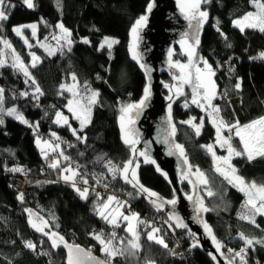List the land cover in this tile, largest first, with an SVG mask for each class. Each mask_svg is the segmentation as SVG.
Here are the masks:
<instances>
[{
	"label": "trees",
	"instance_id": "trees-1",
	"mask_svg": "<svg viewBox=\"0 0 264 264\" xmlns=\"http://www.w3.org/2000/svg\"><path fill=\"white\" fill-rule=\"evenodd\" d=\"M152 1L33 0V7L29 8L24 0H4L7 19H0V59L4 55L6 59L0 64L3 90L0 94L3 121L0 123V264H67L65 244L83 246L112 264H264V244L246 243L248 236L263 238L264 217L252 215L245 195L213 169V155L206 144L214 140L215 128L208 121L207 108L201 110L191 102L192 84L188 83L171 104L173 139L182 146L190 169H199L207 184L197 186L189 173L179 172L182 162L168 167L170 171L154 162H140L137 180L125 179L121 173L127 162H134L135 155L132 145L121 137L119 116L141 98L146 85L144 69L129 55V35L132 25L146 13ZM249 1L200 0L207 18L192 55L195 64L204 59L214 70L218 97L212 104L219 108L218 117L223 125L228 126L224 134L240 153L243 143L230 126L264 117V57L261 56L264 31L254 28L242 31L233 26V20L250 8ZM260 1L264 4V0ZM31 22L36 23L38 38L53 47L60 22L70 31L71 44L69 40H61L53 54L38 44L28 46L13 32V27ZM81 37H87L88 42ZM104 37H114L117 42L110 48L101 46ZM8 50H13L20 61H29V50L38 61L27 65L24 74L14 66ZM173 59L187 61L178 45ZM163 74L169 76V69ZM72 75L81 86L98 93L90 121L83 127L65 108L70 93L61 90V84ZM195 82L192 75V83ZM220 94L226 102L219 99ZM234 98H239L240 116L231 103ZM10 110L14 113L10 114ZM59 110L68 114V122L63 125L54 120ZM17 115H23L28 124L17 120ZM198 123H201L199 134ZM34 130L41 139H50V145L51 140L61 144L60 158L73 161L89 181L101 174L110 178L120 197L131 203L130 211L139 213L138 248L132 247V238L123 223L109 225L98 215V206L111 195L88 190L86 198L82 197L69 180L58 181L63 164L56 163L55 167L51 165L41 171L43 156L35 144ZM215 149L217 153L224 152ZM232 162L245 181L264 185V158L248 161L241 153ZM13 174L25 180L20 192L8 185ZM194 188L202 194L207 209L204 220L220 244L219 250L205 236L222 261L195 239L194 232L170 221L167 206L172 205L174 213L178 212L193 200ZM205 189L213 194L207 197ZM173 200L175 204L169 203ZM116 201L127 207L125 201ZM29 210L45 220L46 232H55L59 238L63 237V242L57 241L53 246L48 235L33 227ZM146 216H152L155 223L145 226ZM157 225L164 227L165 233H158L167 247L146 236L151 226ZM96 234L108 235L111 250L117 254L102 251L103 245L95 239ZM29 243L34 248L27 247ZM175 244L190 250L188 256H172L170 252Z\"/></svg>",
	"mask_w": 264,
	"mask_h": 264
},
{
	"label": "rangeland",
	"instance_id": "rangeland-1",
	"mask_svg": "<svg viewBox=\"0 0 264 264\" xmlns=\"http://www.w3.org/2000/svg\"><path fill=\"white\" fill-rule=\"evenodd\" d=\"M31 2L33 4V0H31ZM152 2L150 3L152 5L151 10H149V8H147L146 13L142 15V16H147L146 23L142 27L138 28V30H137V38L135 40V53H136L138 59L133 58L134 40H133L132 29H133V26L136 24V21L140 17L132 25L131 30H130V35H129V44H128L129 55L134 60L139 61L140 66L144 65V67H142V68L144 69V72L146 74V85H145L143 94H142L141 98L138 101H136L133 105L139 104L141 100H144V102L146 101L147 103H149L150 96L153 93L152 86H154V85H153L152 81L150 80L149 72H148V68H147V63H145L142 60V54H141L140 48H139V46L141 44V35L143 34L144 30H146L149 27V25L151 24V21H152L151 15L153 14V11H154V3H152ZM193 2H195V0H172L174 10L176 11L177 14H179V19H176L175 21L171 22V29L173 32V36H172L171 41L169 42V44H170L169 49L163 55V59H162L164 65L169 69L170 75L167 76V75L162 73L159 75L158 80H159L160 85L162 86L161 91H160V95H161L162 101L164 102V107H163L164 116H165V126H163L164 135L167 136L166 138L168 140V144L170 145L171 149L180 157V161L183 164L185 163L184 166L179 165V172L181 171V173H186V172L189 173L194 178V180L196 181L195 183L198 186V185L203 184L200 182V180L202 178L199 176V173H201V172L197 173V171H192L190 169L191 168L190 165H188L189 163L186 161V158L184 156V152H183V155H181L180 149H178L176 147V145H180V144L177 143L173 139V124H172V119H171V104H172L173 100L183 92L186 85L188 84V83H183V81L177 79V77H180L182 74L186 75L188 73H191V76L192 75L196 76V70L198 68L192 59V55H193V53L196 49V46L198 44L197 40L199 41L202 25L204 24V22L206 20V19L200 17L198 15V13L199 12H206V11L200 7V0H199V8L198 9L186 8L185 11H181V5L182 4L186 6V5L191 4ZM24 3H25V0H24ZM260 4H262L260 0H250L248 3L250 8L247 10V12L243 16H241L239 18H235L233 20V26L240 29V30H241V28H243V29L253 28V27H249L248 25L252 24V23H259V17L261 16L262 13H264V9H261L258 7ZM25 5L27 6L26 3H25ZM191 13H197L195 18H192V19L188 18ZM249 13H251L252 15L250 17H248L247 20H245V17L248 16ZM181 19H184V21L186 23L185 31H183V29L182 30L179 29V27H176L177 29L175 28V26L178 24V22ZM201 21H203V22H201ZM235 21H240V24L239 25L236 24ZM58 25H61V23L59 22L57 24V27H58ZM32 26H35V28L33 29ZM17 28L20 29L19 33H17V31H15V29H17ZM64 29H66V28L64 27ZM254 29L260 30L259 27L254 28ZM66 30H67V32H64L61 30L60 27H58V33L53 38V40L55 42V46L53 47L51 44H49L44 39L38 38L37 26H36L35 22L23 23V24L15 25L13 27V32L15 34H17L18 36H20L28 46H31L33 44H38L39 46L44 48L48 54H53L55 52V50H56L55 47L57 44H60L61 40H65V41L70 40V35H69L70 31L68 29H66ZM106 39L109 42L113 41V40L116 41V38H114V37H104L101 40V46L103 45V46L108 47L107 43H105ZM81 40L84 42H88L87 37H81ZM3 43L5 44V43H7V41L4 40ZM175 45L179 46L181 53L186 56L187 61H183L182 59H177V60L173 59V55L175 52ZM7 52L8 53L10 52V57H11L12 63H14V66H16L18 68V70H20L22 73L25 72V69H26V71H28L29 65H32L38 61V58L35 56V54H33L29 50H28L29 61H27V60L20 61L19 58L17 57L16 53H14L13 50H8ZM170 52H171V56H169ZM34 57L37 59H34ZM8 58H9V55H8ZM4 62H6L5 55L3 56L2 59H0V64H3ZM204 62H207V61L205 60ZM177 64L186 66L184 69V73L181 72V69L179 67H176ZM207 64L210 66V64L208 62H207ZM199 69L201 70L202 77L205 80H208L209 79V76H208L209 70L205 68V65L203 68H199ZM210 70H211V73H213V75H211V77H210V81H211V83H214V85H215V97L213 98V99H215L216 97H218V93H217L216 82L214 79V70L212 69L211 66H210ZM62 85L64 87H62ZM181 85H182V87H181ZM70 88L72 89L71 91H69ZM145 89H148L150 92V95H148L147 99H145ZM177 89H180L179 93L177 92ZM61 90L70 93V96L68 97L67 104L65 106L66 110L73 117L78 119L80 121V123L84 122V125H86L90 121L92 108H93L94 104L96 103L97 96L95 97L94 103H90V101L92 100L93 93H97V91L95 89L90 88V87L81 86L76 79L73 80V75L70 77L69 80L64 81L61 84ZM219 96L221 97L222 94H220ZM202 97H203V90H201L200 96L198 97V99L200 100V104H203L204 106L203 107L200 106V107H201V110H203V109L205 110V108H207L206 114H208L207 115L208 121L215 128L214 140L206 144L207 149H208V146L212 147V151H210L212 153V155H213V153H215V156H213V169L215 170L216 173L222 175V177H224L228 183H229V180H231L232 183H229V184H231V186H233L237 191H239L245 195L246 204L248 205L249 211L252 215L256 213V215H262L264 217V212H257V211H255V209L252 207L251 204H248V200L250 198L249 194H251V199L253 200V203L256 205V207L260 206L261 193H260L259 189L264 188V185H259V184H255L252 182L245 181L238 174V172L236 171V168L232 162L233 157H235L236 155L233 154V155H231V157H229L228 145H224L223 147L221 146V143L223 142V140H228L229 144H230L229 137H227L223 132L228 127L221 125L220 124L221 120L218 117V114L212 111V108H214L216 106V105L212 104L213 99L211 102L212 107H208L207 102L204 101L202 99ZM223 98H225V97L223 96ZM192 100H193V95L191 98V102H192ZM69 101H72V104H71V108L73 109L72 111H69ZM231 103L234 107V110L238 114V116H240L241 113H240L239 98L232 99ZM143 106L140 108H133L131 110L124 109L123 113L120 114V116H119L120 133H121V137L123 138V140H124L125 136L127 135L128 139L136 141L134 147L131 144L132 148H133L134 155H135L134 162H132L131 165L129 166L127 173L124 172V166L126 164H128V162L121 169L122 175L124 177L127 175L128 179H130V180H132V179L137 180L136 169H137L140 162H154L155 164L157 163V159L155 156L156 154L152 155V153H151L152 151L149 149L151 146L149 138L148 139L146 137L144 138L141 135V133L137 129H135V126H134L136 119H137V115L143 109ZM57 113L62 114L60 117L59 123H57V119H58ZM209 113H211V115H209ZM21 116H23V115H21ZM65 117L67 118V122H68V114L65 113L63 110H59L56 112L54 120L57 124L63 125V124H65L64 123ZM121 117H123V121H122ZM17 120L23 122L20 119H17ZM23 120H26L24 118V116H23ZM214 120L216 121V123H213ZM130 121H131V123H130ZM122 123L124 126L123 130L121 127ZM250 123H252V122H248L244 125H247ZM27 124H28V122H27ZM244 125L242 124L241 127H243ZM196 127L200 129L201 123H198L196 125ZM218 127L220 128L219 137L217 134V128ZM233 133H234V136H236V129L234 130ZM218 140L220 142H218ZM49 141H50V139H41L40 137L35 139V144H36V146H37V148H38V150L42 156H45L46 153L54 150V147L49 144ZM231 147H232V145H231ZM215 148H219L220 150L223 149L224 152L223 153H217ZM251 149H252V147L250 146V151H251ZM234 151L237 152L235 149H234ZM141 152L145 153V155H143V156L140 155ZM247 153L249 154V152H247ZM224 158H227V162L225 161ZM177 161L179 162V159L178 160L175 159V162H177ZM161 162H163V161H161ZM163 163L165 164L166 167L172 168V165L167 163V161L163 162ZM217 167H219L221 169V172L216 171ZM163 169H165V168H163ZM233 169H235V171H233ZM133 172H135V177H133ZM226 176H227V178H226ZM203 177L205 178L204 175H203ZM237 178H239V179H237ZM241 180L243 181L242 184L240 183ZM253 184L255 185V188L252 187ZM242 187L245 189V191L240 190ZM194 190H195V197L192 200V202H193V204H192L193 208L192 209L194 210V214H195V216L199 222V226L203 229L206 236L213 241V234L211 233V235H209L208 232L205 230V227H204L206 222L204 220V210L203 209H205V207H204V203L202 200V194L201 193L198 194V192H196L195 188H194ZM208 192H211V191L205 189V194L207 195V197L211 196V195H208ZM117 202H119V201L115 200V201L111 202V204L109 205V207L107 209H103V205L105 203H108V198H106L105 201L101 205L98 206V215L100 216L99 212L101 209H103L105 212V215L108 216L109 220L112 219L113 216H117V211L122 213L123 216H128L129 217L128 221L123 220L122 217H117V224L123 223L125 230L128 232V234L132 238L131 242L137 243V236H138L137 221H138L139 213H138V211H135V210L130 211V212H125L124 205L121 202H119V203H117ZM121 204L123 205V207H120ZM201 205L203 207H201ZM133 216H136L137 219H132ZM251 218L253 219L252 216H251ZM102 219L104 221H106L109 225H113V224L109 223L108 220H106L104 218H102ZM31 223H32V225L35 224L37 226V227H35L36 229L42 228L43 229L42 232L45 233L46 235H48L52 239V241L55 240L56 245H57V241H58V243L60 242V238L57 236V234L55 232L49 233V232H46L44 230V227L46 226V222L44 219H32ZM129 223H131L133 225L136 236H134L132 232H129L127 230ZM166 223L168 224V226H171V224H169L168 222H166ZM154 228L159 230L158 226H151V228L146 232L147 238H148L149 233H152L156 237V239H153V241L156 242L157 240L162 239L165 243V239L162 235H160L158 233L159 231L153 233ZM199 234H201V233H199ZM262 237L263 238L259 237V239H256L255 236H248L247 238L252 240L253 243H255V244H257V243L264 244V235ZM212 244H214V246H216V243L213 242ZM103 247H104V245H103Z\"/></svg>",
	"mask_w": 264,
	"mask_h": 264
},
{
	"label": "snow or ice",
	"instance_id": "snow-or-ice-1",
	"mask_svg": "<svg viewBox=\"0 0 264 264\" xmlns=\"http://www.w3.org/2000/svg\"><path fill=\"white\" fill-rule=\"evenodd\" d=\"M25 3L27 4V6L29 8H32L33 7V4L31 2V0H25ZM3 5H4V0H0V19H7L4 11H3ZM151 7L152 5L149 4L148 8L149 10H151ZM259 8L261 9H264V4H260L258 6ZM186 8H190V9H198L199 8V0H195V2L191 3V4H188V5H181V11H185ZM197 15V13H191L189 15V19H192V18H195V16ZM198 15L204 19L207 18V13L206 12H199ZM252 14L249 13L248 16L245 17V20L248 19V17H250ZM147 21V16H142L140 17L137 21H136V24L133 26V29H132V34H133V40H134V43H133V58L134 59H138L136 53H135V40L137 38V30L138 28L142 27ZM203 22V21H201ZM236 24H240V21H235ZM249 27H253V28H257L259 27L261 31H264V13L261 14V16L259 17V23H252V24H249L248 25ZM33 29L35 28V26H32ZM58 27L61 28L62 31L64 32H67L66 29H64L63 25H58ZM241 30L243 31V28H241ZM15 31H17V33L20 32V29H15ZM70 35V33H69ZM117 41H108L106 39L105 43H107L108 47L110 48L112 46L113 43H116ZM199 41L197 40V43ZM69 44H71V41L69 40L68 41ZM183 43V42H182ZM103 46V45H102ZM169 56H171V52L169 53ZM262 57H264V53L261 54ZM34 59H37L34 57ZM141 67H144V65H141ZM176 67H179L181 69V72L184 73V69L186 66L184 65H180V64H177ZM205 68L209 70L208 72V76H209V79L208 80H205L202 75H201V70L199 68H197L196 70V76H195V83H192V76H191V73H188V74H182L180 77H177V79L183 81V83H189V84H192V91H193V100H192V103L194 104H198L199 106L203 107L204 105L203 104H200V100L198 99V97L200 96V92L201 90H203V97L202 99L204 101L207 102V105L208 107H212V99L215 97V85L214 83H211L210 81V77L211 75H213V73H211V70H210V66L207 64V62H205ZM25 72L27 74V71L25 69ZM73 80H75V76L73 75ZM62 87H64L62 85ZM182 87V85H181ZM237 88L240 87L239 84L236 85ZM72 89L70 88L69 91H71ZM37 91H39V89L37 88ZM3 90L0 89V94H2ZM177 92L179 93L180 92V89H177ZM24 95H27V93H24ZM98 95V93H93V97H92V100L90 101V103H94L95 102V97ZM148 95H150V92L148 89H145V99H147ZM0 99H2V95H0ZM71 104H72V101H69V111H72L73 109L71 108ZM144 105V100H141L139 104H136V105H129L128 106V109L126 110H131L133 108H140ZM125 110V111H126ZM212 111L215 112V113H219V108L218 107H214L212 108ZM14 113V110H10V114H13ZM61 113H57V123L60 122V117H61ZM209 115H211V113H209ZM17 119H20L22 120L24 123H27L26 120H23V117L22 116H19L17 115ZM122 121H123V117H121ZM0 123H3L2 120H0ZM64 123H67V118L65 117L64 118ZM131 123V121H130ZM213 123H216V121L214 120ZM220 124L223 125V121H220ZM84 126V122L81 123V127ZM225 127H228L227 125H223ZM121 127H122V130H123V123L121 124ZM231 128H235L236 129V135L240 137V140L243 142V146H244V151L245 152H249V158L251 159V151H250V146L251 147H255L256 145H260L261 146V149H264V117L260 118L259 120H256V121H253L252 123L250 124H247V125H244L243 127H240L239 126V123L237 122L236 125H232L230 126ZM197 130V134H199V128L196 129ZM75 131V130H74ZM217 134H218V137H219V134H220V128L218 127L217 128ZM124 142L127 143V144H132L133 147L136 143L135 140H130L127 138V135L125 136L124 138ZM218 142H220L218 140ZM224 145H228V152H229V157H231V155H236V156H239L241 155L240 152H235L234 149L231 147V145L229 144V141L228 140H223V142L221 143V146L223 147ZM176 147L178 149H180V154L183 155V148L182 146L180 145H176ZM208 150L209 151H212V147L211 146H208ZM140 155H145V153L141 152ZM213 156H215V153H213ZM67 159V157H66ZM225 161L227 162V158H224ZM131 161L128 162V164H126L124 166V172L127 173L128 169H129V166L131 165ZM53 167H55L56 165H52ZM13 171H21V169H13ZM66 171H70V169L66 170ZM110 171H113L112 169H110ZM197 173H199V169L196 170ZM216 171L218 172H221V169L219 167H217ZM233 171H235V169H233ZM223 174V173H222ZM76 175V173H72V176H65L64 179L68 180V179H72L74 176ZM199 176L202 178L200 180L201 183L203 184H207V179L203 177V173H199ZM133 177H135V172H133ZM227 178V176H226ZM125 179H128L127 175L125 176ZM239 179V178H237ZM131 182V181H129ZM85 183H87V181H85ZM229 183H232L231 180H229ZM240 183L242 184L243 181L241 180ZM253 188H255V185L253 184L252 185ZM142 190L143 191H147V189H143V187L141 186ZM241 191H245V189L242 187L240 189ZM77 191H79V189H77ZM260 193H261V196H260V200H261V203H260V206L259 207H256V205L253 203V200L251 199V194H249L250 198L248 200V204H251L252 207L255 209V211L257 212H264V188H261L259 189ZM82 197H85L86 198V194H87V189H85L83 192L80 193ZM149 195L151 196H155L156 194L155 193H149ZM208 195H212L211 192H208ZM22 198V196H21ZM189 199H191V197H189ZM116 198L113 197V196H109L108 197V203H105L103 205V209H107L109 207V205L111 204V202L115 201ZM119 203V202H117ZM169 203H172V204H175V200L173 201H169ZM120 207H123V205L121 204ZM201 207H203L201 205ZM101 209L99 214L102 218L108 220L109 223L113 224V225H116L117 224V217H122L123 220L125 221H128L129 220V217L128 216H123L122 213L118 212L117 211V216H113L112 219L109 220L108 216L105 215V212L104 210ZM204 211H207V209H203ZM243 218V217H242ZM132 219H137L136 216H133ZM254 222V221H253ZM179 227H185V225H183L182 223L178 225ZM33 227H37L35 224H33ZM205 227V230L208 232L209 235H211V229L209 228V226L207 224L204 225ZM38 231H43L42 228H37ZM129 232H132L134 236H136V233L134 231V227L131 223H129L128 225V229H127ZM159 230L158 229H153V233L155 232H158ZM115 234L113 233V236ZM95 239L98 240L102 245H104L102 251L106 252V253H109L110 255H116L117 253L112 251L111 250V240H108L107 242L102 238L101 235L99 234H96L95 235ZM148 239L150 240H153V239H156V237L152 234V233H149L148 235ZM60 241L63 242V237H60ZM157 243H160L162 244L164 247H167V245L164 243V241L162 239H159L156 241ZM213 242L216 243V247H217V250H219L220 248V244L218 242L215 241V237L213 236ZM132 243V242H130ZM246 243L251 245L253 243L252 240L248 239L246 240ZM53 246H56V241L54 240L53 241ZM27 247L29 248H34V245H32L31 243H29L27 245ZM65 247H68L69 248V260H68V264H74L73 262V259H72V246H69L67 244H65ZM132 247L133 248H138L139 247V244L138 243H132ZM75 250L79 253H83V249H80L79 246H76ZM243 251V250H242ZM85 256H88L92 261H94V264H103V262L101 261H97L95 260L94 257H91L90 256V253H84ZM237 255H240V253H237ZM215 258V257H213Z\"/></svg>",
	"mask_w": 264,
	"mask_h": 264
},
{
	"label": "water",
	"instance_id": "water-1",
	"mask_svg": "<svg viewBox=\"0 0 264 264\" xmlns=\"http://www.w3.org/2000/svg\"><path fill=\"white\" fill-rule=\"evenodd\" d=\"M152 3H154V11H153V14L151 15L152 21L149 27L146 30H144L143 34L141 35V44L139 48L142 54V60L145 63H147L150 80L152 81L154 85L152 86V90L155 88L154 92L158 96V99L155 100L156 104L150 102V105H149V103H147L146 101L144 102L143 109L138 113L134 126H135V129H137L141 133V135L145 138L146 136L144 135L143 130L139 127V124H140L139 122L142 118L141 120L142 126L146 129V135L148 136L146 138L148 139L150 136L149 140H150L151 146L149 149L152 151L151 152L152 155H153V143L161 146V148L156 151V156L158 157L156 158L157 159L156 164H159L158 159L163 162H166V159L168 158L167 163L173 166V164H176V165L181 164L180 163L181 161H180V157L171 149L170 145L168 144V140L166 138L167 136L164 135V131H163V126H165V116H164V109H163L164 102L161 99L160 91H161L162 86L160 85L158 79H159L160 74L168 71V68L164 65L162 59H163V55L169 49V45H170L169 42L171 41L172 36H173V32L171 29V22L175 21L176 19H179V14H177L176 11L174 10L172 0H153ZM176 27H179V29L181 30L183 29V31H185L186 23L184 19H181L178 22V24L175 26V28ZM150 56L152 58V62L149 59ZM152 95L150 96V99ZM159 102L162 103L161 107L159 105ZM152 105L154 107H157L159 110H161V114L156 117L160 123V131H157V129L159 128H156L157 126L154 120H153V123L150 124L151 126H148L145 121L146 117L148 116V112L150 111V107ZM147 108L149 111L146 113L144 111ZM143 113L144 114L146 113V116L144 117V119L142 117ZM175 159L176 160L179 159V162L178 161L175 162ZM163 162L162 164L165 165ZM192 204H193L192 201H190L189 204H184L181 207V209L177 210L178 212H175V213L173 210L174 209L173 206L168 205L167 209L169 211L168 214L170 216V221L176 225H179L181 223L185 225L187 229H190L192 232L195 233L194 236L197 241H200L204 247H209L210 251L214 254V256L218 258L220 261H222L218 253L213 249L211 245H209L208 239L205 236L206 234L203 231V229L199 226V222L194 214V210L192 209L193 208ZM28 213L32 219L40 218V216L36 214L33 210H29ZM201 237H203L204 239H202ZM69 246H72V259H73L74 264H94V261H92L88 256H85L84 253H90L91 257H94L95 260L97 261L103 262V264H112L111 262L95 254L92 250L87 249L83 246H79V245H69ZM76 246H79L80 249H83L84 250L83 253L77 252L75 250ZM64 249H65L66 262L68 264L69 248L65 247L64 245Z\"/></svg>",
	"mask_w": 264,
	"mask_h": 264
},
{
	"label": "built area",
	"instance_id": "built-area-1",
	"mask_svg": "<svg viewBox=\"0 0 264 264\" xmlns=\"http://www.w3.org/2000/svg\"><path fill=\"white\" fill-rule=\"evenodd\" d=\"M196 66L198 68H203L204 67V59H200L196 63ZM219 98L221 99L222 102H226V98H223V96H221ZM259 119H256V120H259ZM256 120H254V121H256ZM251 122H253V121H251ZM33 137H35V138L40 137L39 132L34 130L33 131ZM236 137H237V139L240 140L239 136L236 135ZM51 141H52L51 144L54 147V150L49 151L48 153L45 154V156H43L41 171H45L46 168H48L49 166L56 164V163H58V165L63 164V165H65V167H69V168L73 169L74 173H76V175L69 181L70 184L75 188L76 191H77V189H79L78 192L81 193L85 189H87V191L91 190L94 193L95 192L96 193H104V194L107 193V194L115 197L116 199H119V200L126 202L127 207L124 208L125 212L131 210V203L127 200L126 197H124V198L120 197L119 190L117 189L115 184L110 180V178H108L105 174H101L99 176H95L93 178V181L92 180L89 181L85 176H83V173L79 169L80 167L78 165H76L73 161H71L69 158H67V159L66 158H64V159L60 158V149L62 148L61 144H59L55 140L54 141L51 140ZM240 142H241V140H240ZM241 152L247 158L248 161H253V160L258 159V158H264V149H261L260 145H256L254 148L252 147L251 159L249 158V154L244 151L243 145H242ZM8 172H10V169L8 170ZM58 181L59 182H65L67 180L62 178L61 176H59ZM85 181H87V183H85ZM8 185L12 189L16 190L17 192H20L24 189L25 180L22 176H18V175L13 174L9 178ZM145 221H146L144 224L145 226L148 224H154L155 223V220L152 216H146ZM158 227H159V233L164 234L165 233L164 227L162 225H160ZM102 238L104 240H108L109 236L106 234H103ZM189 251L190 250L183 248L180 244H175L170 253L172 256H174L176 258H182V257L188 256ZM256 262H259V261L257 260Z\"/></svg>",
	"mask_w": 264,
	"mask_h": 264
},
{
	"label": "bare ground",
	"instance_id": "bare-ground-1",
	"mask_svg": "<svg viewBox=\"0 0 264 264\" xmlns=\"http://www.w3.org/2000/svg\"><path fill=\"white\" fill-rule=\"evenodd\" d=\"M156 39V38H155ZM149 59H150V61L152 62V58H151V56L149 57ZM155 91V88L153 89V95H152V97H151V99H150V101H149V105H150V102H154V96L156 95V93L154 92ZM156 104V103H155ZM159 105H160V107L162 106V103L161 102H159ZM147 110V111H146ZM144 112H148L149 110H148V108L146 109ZM150 112H151V116L153 117V120H154V122L156 123V126L159 128V129H157V131H160V123H159V120L156 118V116H158V115H160L161 114V110H159L157 107H154L153 105L150 107ZM146 113L144 114L143 113V119H144V117L146 116ZM141 120H142V118H141ZM140 120V124H139V127L143 130V132H144V135L146 136V137H148L147 135H146V129L142 126V121ZM149 138H150V136H149ZM161 148V146L160 145H156L155 143H153V155H155L156 154V151L158 150V149H160ZM156 156V155H155ZM156 158H158L157 156H156ZM166 159V158H165ZM168 159V158H167ZM167 159H166V161H167ZM172 160V159H171ZM158 162H159V164L161 165V167L162 168H165L166 170H168V171H170L165 165H163L162 164V162H161V160H159L158 159ZM178 198L180 199L181 197H180V195L178 194ZM185 221V220H184ZM193 228V227H192ZM195 230H196V228H195ZM202 239H204L203 237H201Z\"/></svg>",
	"mask_w": 264,
	"mask_h": 264
},
{
	"label": "crops",
	"instance_id": "crops-1",
	"mask_svg": "<svg viewBox=\"0 0 264 264\" xmlns=\"http://www.w3.org/2000/svg\"><path fill=\"white\" fill-rule=\"evenodd\" d=\"M204 65H205V62H204ZM68 169H70V171H66V170H68ZM74 172V170L73 169H71V168H69V167H64L63 169H62V172L60 173V175H61V177L62 178H64L65 176H72V173ZM69 181L71 180V179H68Z\"/></svg>",
	"mask_w": 264,
	"mask_h": 264
},
{
	"label": "flooded vegetation",
	"instance_id": "flooded-vegetation-1",
	"mask_svg": "<svg viewBox=\"0 0 264 264\" xmlns=\"http://www.w3.org/2000/svg\"><path fill=\"white\" fill-rule=\"evenodd\" d=\"M156 99H158V96L156 95L155 96V98H154V102L153 103H155V100ZM157 117V116H156ZM145 121H146V124L148 125V126H151L150 124L151 123H153V117L151 116V112L149 111L148 112V116L146 117V119H145ZM153 127V126H152ZM156 128H158V127H156ZM151 129V128H150Z\"/></svg>",
	"mask_w": 264,
	"mask_h": 264
}]
</instances>
